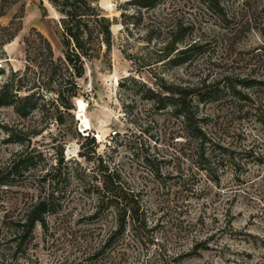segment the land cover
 Segmentation results:
<instances>
[{"label": "rangeland", "instance_id": "obj_1", "mask_svg": "<svg viewBox=\"0 0 264 264\" xmlns=\"http://www.w3.org/2000/svg\"><path fill=\"white\" fill-rule=\"evenodd\" d=\"M124 1L98 0L106 16L113 18L112 45L108 54H102L103 48L99 57L85 62L84 75L77 79L78 93L72 99L71 115H63L61 123H51L49 117L41 119L38 112L23 119L10 107H0V165L26 144L28 150L41 152V165L52 163L62 154L64 159L80 161L81 167L98 181L102 176L95 168L97 160L78 155L84 137L94 136L96 155L100 154L110 169H118L130 187L140 190V211L147 225L138 233L133 224L128 225L119 239L121 248L116 259L88 257L89 243L99 237L95 233L101 221L88 218L97 207L98 195L86 189L81 181L73 180L60 201V211L65 216L49 217V229L44 235L36 228L29 255L26 259L19 258L18 264H264V160L243 165L234 178L233 172L226 170L218 185L209 183L192 166L189 172L195 178L190 184L205 188L194 195L171 185L169 178L160 187L162 180L153 177L156 166L144 159L142 144L148 146L149 159L164 158L157 166L166 173L175 171L178 160L171 157L177 155L184 140L176 129L165 124L163 115L143 111L148 104L134 93L132 83L119 85L121 78L133 76L159 90L153 72L178 82L248 73L264 79V49H261L264 36L243 23V0H219L224 15L210 12L199 0H167L154 9H143L141 25L129 32L119 18L123 7L133 12L124 6ZM20 15L19 31L2 47L5 54L0 56L3 72L0 81L10 68L23 69V37L32 28L48 38L56 58L62 56L58 14L47 0H19L0 16V26L11 20L18 22ZM174 17L189 21L194 27L193 37L208 45V51L190 65L145 66L144 63L154 61L158 53L156 44L161 39L146 42L142 25L167 24ZM38 123L45 128L25 129ZM9 130L28 132L26 142H7ZM35 130L38 134L32 136L30 131ZM231 130L238 134L235 141L243 138L242 144L264 151V129L255 123L249 121ZM179 163L186 173L188 160L181 158ZM39 174V170L31 171L26 182L1 192L0 217L3 207H9L22 196L29 198L36 194ZM104 211L110 213L112 209L107 207Z\"/></svg>", "mask_w": 264, "mask_h": 264}, {"label": "trees", "instance_id": "obj_2", "mask_svg": "<svg viewBox=\"0 0 264 264\" xmlns=\"http://www.w3.org/2000/svg\"><path fill=\"white\" fill-rule=\"evenodd\" d=\"M18 1L0 0V16ZM166 1L125 0L124 6L132 8L133 12H128L123 7L119 15L120 23L129 32L141 25L143 9H154ZM199 1L210 12L224 15L225 10L219 0ZM47 2L58 14L62 56L56 58L48 38L32 28L23 37V69L10 68L0 81V107H10L19 118H28L38 112L43 120L49 117V122L61 123L63 115L72 114V99L78 93L77 79L84 75L85 62L99 57L103 48L102 54L105 55L111 49L113 18L106 16L98 0ZM17 18L18 22L11 20L8 25L0 26V56L5 54L3 45L10 42L20 29L21 15ZM243 23L264 36V0H243ZM142 28L145 30L146 42L153 38L161 39L156 44L158 53L154 61L144 63L149 68L157 63L168 68L190 65L208 51V45L193 37V25L181 17L169 18L167 24L147 23ZM262 48L264 49V45ZM1 73L3 74L0 66ZM153 77L159 90L133 76L121 78L119 85L123 87L128 81L132 83L134 93H138L139 99L148 104V107L143 106V111L163 115L165 124L176 129V134L184 140L181 143L183 146L176 151L177 155L171 157L178 160L175 171L166 173H162L157 166L164 158L149 159L148 146L146 148L142 144L144 159L152 167L156 166L153 177L159 176L162 180L160 187L169 178L171 185L194 195V192L205 191V188H194L190 184L195 178L189 172L192 166L209 183L218 185L221 174L226 170H231L234 178L243 165L252 161L263 163L264 151L242 144L243 138L235 141L238 134L231 129H238L249 121L264 129V79L250 73L245 76L223 75L222 78L213 80L204 77L196 81L180 82L168 81L157 76L156 72H153ZM44 128L45 125L38 123L29 124L25 129ZM219 130L226 131L227 134L223 135ZM30 132L32 136L38 134L36 130ZM6 135L7 142L24 144L29 133L24 130H9ZM89 144L93 147L89 148ZM23 147L0 165V194L11 186H20L26 182L29 172L39 170L40 174L36 181V194L29 198L22 196L9 207L2 208L0 264H18L19 258L26 259L29 247L35 239L36 228L39 227L44 235L49 229V217L65 216L60 211V201L64 198L66 186L73 180L81 181L86 189L98 195L97 207L88 214V218L101 221L95 233L99 237L88 244V257L116 259L121 248L119 239L128 225L133 224L137 233L146 227V217L140 211V190L130 187L118 169H110L102 156L96 155L97 144L94 136L90 137L88 134L84 137L78 155L87 160H97L95 168L101 173L100 177L102 176L99 182L95 176L91 178L75 158L64 159L61 154L52 163L41 165V152L28 150L26 144ZM181 158L183 161L188 160L186 173L179 163ZM107 207L112 209L110 213L104 211Z\"/></svg>", "mask_w": 264, "mask_h": 264}]
</instances>
